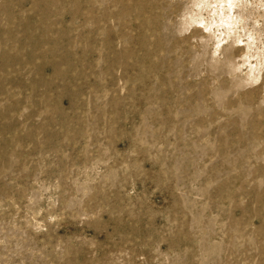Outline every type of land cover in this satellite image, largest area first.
<instances>
[{
	"label": "rangeland",
	"instance_id": "obj_1",
	"mask_svg": "<svg viewBox=\"0 0 264 264\" xmlns=\"http://www.w3.org/2000/svg\"><path fill=\"white\" fill-rule=\"evenodd\" d=\"M0 264H264V0H0Z\"/></svg>",
	"mask_w": 264,
	"mask_h": 264
}]
</instances>
